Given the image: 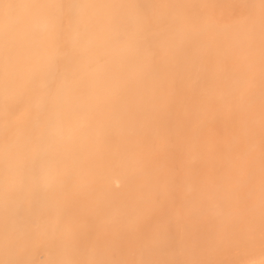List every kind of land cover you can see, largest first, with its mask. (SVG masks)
Listing matches in <instances>:
<instances>
[{
	"label": "bare ground",
	"instance_id": "obj_1",
	"mask_svg": "<svg viewBox=\"0 0 264 264\" xmlns=\"http://www.w3.org/2000/svg\"><path fill=\"white\" fill-rule=\"evenodd\" d=\"M0 264H264V0H0Z\"/></svg>",
	"mask_w": 264,
	"mask_h": 264
}]
</instances>
